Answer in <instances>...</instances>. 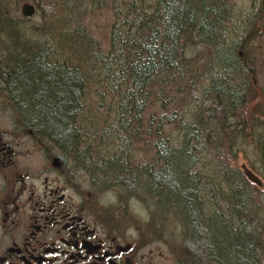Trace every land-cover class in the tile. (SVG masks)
Instances as JSON below:
<instances>
[{
	"label": "trees",
	"instance_id": "1",
	"mask_svg": "<svg viewBox=\"0 0 264 264\" xmlns=\"http://www.w3.org/2000/svg\"><path fill=\"white\" fill-rule=\"evenodd\" d=\"M230 1L155 0L150 12L129 3L111 27L107 51L88 39L80 25L70 33L51 34V43L43 47L32 41L33 36H49L58 15L54 3L38 1L42 23L35 29L11 23L0 6L9 85L21 114L77 156L82 168L112 180L129 197L154 201L159 213L181 219L186 264H264L258 255L264 252V220L255 189L244 172L230 169L235 156L231 122L242 111L253 72L239 55L241 41H230ZM10 42L20 47L14 50ZM198 46L204 51L191 57L189 48ZM184 88L195 92L193 103L200 101L187 125L183 106L192 98ZM92 96L105 110L99 115V108L88 105ZM170 126H178V147L172 144ZM108 138L121 143L109 151ZM260 145L264 156V139ZM131 146L145 155L154 150L153 163L133 162L127 155ZM207 148L220 168L214 177L224 187L191 173ZM92 150L104 154L99 160L92 157L93 166ZM205 199L215 211H208Z\"/></svg>",
	"mask_w": 264,
	"mask_h": 264
},
{
	"label": "flooded vegetation",
	"instance_id": "2",
	"mask_svg": "<svg viewBox=\"0 0 264 264\" xmlns=\"http://www.w3.org/2000/svg\"><path fill=\"white\" fill-rule=\"evenodd\" d=\"M258 4L264 22V0ZM259 49L264 72V44ZM0 51V264H155L143 252L142 233L107 210L95 211L87 199L92 194L75 186L77 156L21 114L9 85L6 45ZM238 52L256 72V60L243 48Z\"/></svg>",
	"mask_w": 264,
	"mask_h": 264
},
{
	"label": "rangeland",
	"instance_id": "3",
	"mask_svg": "<svg viewBox=\"0 0 264 264\" xmlns=\"http://www.w3.org/2000/svg\"><path fill=\"white\" fill-rule=\"evenodd\" d=\"M38 1H41L43 6L49 3L56 4L58 15L57 17L53 15L56 19L49 29V36L45 37L41 36V34L33 36L31 38L33 39L32 41L35 43L40 42L43 47L45 44L48 45L51 43L49 41L51 34L60 32L70 33L80 25L83 26L80 29L84 30V35L104 51H107L109 47L111 27L119 19L118 16H124L127 4L131 3V6H134V9L139 12H150L155 4V0H0L2 2L0 6L7 13L11 23L25 25L26 27L35 29L42 23V15L38 8ZM258 2L259 0L230 1V41L234 42L238 38L239 43L241 41L243 44L242 48L245 51V55L248 58L250 57L256 60V72H253L252 76L248 79L249 85L245 93V104L239 116H234V121L231 122L232 126L234 125L232 148L234 149L235 156L230 163V169L233 168L242 173V168L245 166L253 171L262 181L263 185L261 187L253 183L252 185L256 194L254 201L258 205L257 212L259 213L260 219L264 220V156L260 148L261 139H264V72H262L263 69L260 61V59L263 61L262 52L259 49L264 44L263 40H261L262 35H264V22L259 16V14H263V10L261 11ZM26 3L33 4L37 8V12L32 18H24L21 13V9ZM116 9L118 12H116ZM48 10L51 11V9ZM258 22L263 27L262 33L254 25V23ZM1 31H4V29H1ZM4 38L3 33H0V44L6 45L7 42ZM77 38L83 41L85 37H79L78 34ZM9 44L11 48L20 47L19 45H14L12 42ZM15 48L13 49L15 50ZM66 48L69 49V45L63 46L65 51ZM202 51H204V47L198 46L189 48L188 53L191 57H194ZM7 70L8 72L11 71L9 66ZM183 91L186 96L188 93L189 98H192L191 103L189 102L183 106V110H186L182 119L184 125H187L191 123L197 110L195 107L199 106L198 103L200 101L193 103L196 100V95L191 88H184ZM200 97L202 98L203 96L201 95ZM88 105L96 111L99 108L97 115L105 111L101 106H97V98L95 96L90 98ZM151 109L155 111V108ZM113 112H115L114 108L113 110L111 109L112 115ZM97 118L99 119L100 116ZM89 119L93 118L90 117ZM98 119L95 122H99ZM109 120H112V118H109ZM168 129L172 133V144L178 147L181 143V134L178 131V126H170ZM106 137H109V135ZM107 141L109 142L105 143H107V147L109 146V151L117 143H121L118 138H108ZM92 142L91 144L94 145V141ZM208 149L204 150L203 153H199V158L193 164V172H191L196 174L197 177H200V181L205 177V182L209 179H215L216 177H214L213 171L220 169L215 162L214 156L209 155V152H207L209 151ZM95 151L92 150L90 154L91 158L89 162L91 165L93 164V158L99 160L104 157V154L101 155L103 150H99V152ZM80 152L84 151L81 150ZM145 153V151L134 149L131 146L128 148L127 155H129L133 162L138 161L144 165L153 163L152 154H154V150L147 155ZM154 163V167H161V164ZM87 169L86 167L82 168L78 164L77 170L79 178L74 184L78 189L80 188V190L92 194V198L87 196L88 198L85 197V200L87 198L93 201L95 211L99 209L98 211L106 212L107 210L109 213H112L114 218L123 220L131 232L137 231L138 233H142V243L145 248L143 252L151 254L155 264H186V255L183 249L184 226L181 219L175 215L167 216L159 213L154 201L148 198L129 197L127 195L128 192L119 186H115L112 180L103 178L99 174H92ZM199 175H203V177ZM220 179H215L216 181L213 184H221L222 180ZM94 180L97 187H94ZM200 187L203 191L204 185ZM208 200L205 199V202H210L208 211L212 212L214 207L212 206V202ZM261 242H264V238L261 239ZM258 255L264 260V252L262 250L258 252Z\"/></svg>",
	"mask_w": 264,
	"mask_h": 264
},
{
	"label": "water",
	"instance_id": "4",
	"mask_svg": "<svg viewBox=\"0 0 264 264\" xmlns=\"http://www.w3.org/2000/svg\"><path fill=\"white\" fill-rule=\"evenodd\" d=\"M36 12H37L36 6L33 4H30V3L24 4L22 9H21V13H22L24 18H32V17H34ZM242 169H243L244 175L246 176V178L251 183L256 184L259 187H261L263 185L262 181L254 174L253 171L246 168L245 166H243Z\"/></svg>",
	"mask_w": 264,
	"mask_h": 264
}]
</instances>
